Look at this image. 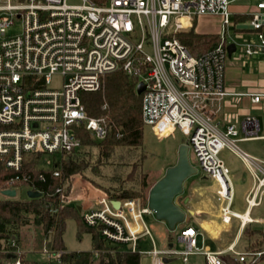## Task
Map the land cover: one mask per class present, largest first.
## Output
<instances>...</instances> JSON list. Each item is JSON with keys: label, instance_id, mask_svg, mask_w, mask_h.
<instances>
[{"label": "built area", "instance_id": "1", "mask_svg": "<svg viewBox=\"0 0 264 264\" xmlns=\"http://www.w3.org/2000/svg\"><path fill=\"white\" fill-rule=\"evenodd\" d=\"M251 1L255 9L246 14L250 21L236 24L230 0H0V160L19 173L25 154L78 151L80 127L93 139L104 140L109 124L105 117L87 114L82 94L100 91L105 76L123 73L145 85L143 125L158 140L177 131L187 137L203 174L219 185L223 222L236 218L246 223L232 209L234 187L221 155L229 150L247 165L257 181L247 198L248 208L259 205L264 168L239 145L258 134L259 124L248 117L241 126H222L216 114L228 95L229 46H235L231 55L240 52V58L264 57V0ZM208 15L222 18L219 42L195 56L177 35ZM239 25L252 29H238ZM55 77L62 80L59 88L52 86ZM261 97L254 95L252 101L258 103ZM81 179L73 180L68 194L57 190L61 206H80L87 227L99 228L105 241L132 245L136 252L141 237L150 234L144 221V215L152 214L148 205L110 199L98 189H91L97 194L94 198H86L78 186ZM19 180L30 182L31 177L17 174L7 189H14ZM181 236L183 250H154L153 264L174 257L187 263L192 256H203L206 264H225L223 254L239 263L259 264L264 255L237 251L235 244L223 251L199 247L200 232L195 228L183 230ZM43 254L48 261L35 264H63L60 254L47 249ZM5 264H22V252H10Z\"/></svg>", "mask_w": 264, "mask_h": 264}, {"label": "trees", "instance_id": "2", "mask_svg": "<svg viewBox=\"0 0 264 264\" xmlns=\"http://www.w3.org/2000/svg\"><path fill=\"white\" fill-rule=\"evenodd\" d=\"M249 16H236L234 22L250 21ZM180 41L195 55L200 56L213 49L219 42L217 34H201L195 26L177 35ZM138 79L128 77L123 73H114L103 78V86L98 92L83 93L82 101L86 112L91 117H105L109 124L108 135L104 140L96 141L85 128L77 129V136L82 140V148L74 152H64L54 156L51 169L42 167L45 154L28 153L24 155L22 171L17 173L7 168L0 160V193L9 187V182L19 175L31 177L30 182L15 181L13 188L19 190L26 187L29 191L41 192L39 198L0 199V264H5L10 252L22 248H31L34 253L60 254L63 264H141L138 251L132 252L128 246L105 241L99 228L87 227L82 219V213L77 207H62L57 190L62 188L68 194L72 182L82 177L104 191L110 199L135 200L142 207L148 204V195L154 185L149 181L148 174L141 176L139 189L107 188L106 186L87 178L88 173L100 176L102 166L108 164L114 153L119 149H138L143 146L144 125L142 121V96L137 95ZM106 107L103 109V107ZM3 127L0 126V131ZM55 171L60 176L54 175ZM85 185V184H84ZM85 187L89 188L88 185ZM90 189V188H89ZM83 194L89 199L83 188ZM178 201L183 204L184 198ZM75 218L92 235L93 249L90 252H70L64 244V234L67 220ZM238 230L236 228L235 234ZM83 231L80 229V232ZM235 238V237H233ZM228 244L218 248L229 246ZM245 241L246 251H264V230L247 225L242 233L239 244ZM15 243V246H12ZM225 246V247H224ZM22 254V264H35L25 259ZM225 264H248L235 261L231 254H223ZM264 264V255L260 263Z\"/></svg>", "mask_w": 264, "mask_h": 264}, {"label": "rangeland", "instance_id": "3", "mask_svg": "<svg viewBox=\"0 0 264 264\" xmlns=\"http://www.w3.org/2000/svg\"><path fill=\"white\" fill-rule=\"evenodd\" d=\"M241 1L245 3L248 0ZM221 24L222 18L219 16H202L198 17L195 20V29L196 32L201 34H219L221 32ZM245 34L247 35V37H250V35H252V32H246ZM235 36L237 38L241 37L240 35H238V33H235ZM240 57V52H237L233 55H228L227 67L234 66L240 69L243 73H250L259 72L261 71L260 69H262L261 67L264 66L263 56H255L252 61L246 60V58L244 57ZM244 62H246L247 64H244ZM61 82L62 80L60 78L55 77L52 86L59 88ZM143 142V146L138 149L117 150L108 164L101 167L100 174L102 175V177L95 176L92 173H88L87 178L96 181L106 186L107 188H118L119 186H123L125 189H139L141 176L144 174H148L149 181L152 184H155L165 175L167 169L177 163L178 148L182 143L189 144V139L185 137L180 131H177L172 137L168 139L158 140L157 137L153 134L152 130L147 126H144ZM239 145L242 149L247 151L245 144L240 143ZM54 158V155L45 154L43 158L44 160L42 162V167L46 169L53 168ZM190 162L194 167L198 169V174L189 178L184 183V193L182 196H180V199H188L189 202L191 201L193 204L197 203L198 206H201L202 204L207 206L211 204L207 203L206 201V198L209 197L212 204L218 206L220 202L217 200L216 191L219 186L213 180L204 179L205 176L203 174V171L201 170L191 147ZM81 181L82 182L78 183V186H81L80 189L83 190L84 188L87 194L91 196V199L94 198L97 194H95L91 189L96 191V189L98 188L94 187L90 181L84 178H82ZM84 184L88 185L90 189L85 187ZM28 191L29 189L26 187L19 188V190L17 191V199H27ZM206 191L209 192L208 197H206ZM102 192L105 193L104 191ZM84 196L88 198L86 194H84ZM3 198L6 197L0 193V199ZM208 208V210H210V217L213 218L212 225L207 226V229L210 231H207L209 235L205 232V235H208L207 238L206 236L199 237L198 245L199 247L203 248H209L212 245H217V247H220L222 245L226 246L228 242H230L235 236L237 221L232 219L233 221L231 220L229 224L224 223L223 220L221 221L220 219V214L222 213L221 211H214L215 209L212 207ZM240 211L243 212V210ZM187 216L188 219L192 217L189 213ZM198 220L200 219H197L196 217L194 219V222H200ZM144 221L150 234L142 236L137 243V251L141 255V264H153L152 256L147 254L151 251H163L170 248L176 249L178 251L183 250L184 246L179 242V235L181 229L184 226L188 225L187 222L182 226L178 225L174 231H170L166 223L158 221L153 213L144 215ZM252 227L259 230H264V223H255L252 225ZM80 229L83 231H81L79 234ZM212 234L214 236L217 235L218 237L216 239H213ZM63 240L65 247L70 252H90L93 249L92 235L75 218L67 220ZM213 240H215L216 242ZM244 245L245 241L243 240L242 242H240L237 250L243 251ZM24 249V251L26 252V260L41 263L48 261L47 257L44 254L34 253L29 247ZM19 251H21L22 254L24 252L22 248H19ZM163 258L165 257L163 256ZM170 259H172V261L168 263L164 262V264H205V260L202 256H192L187 263L183 260L182 257H174Z\"/></svg>", "mask_w": 264, "mask_h": 264}, {"label": "crops", "instance_id": "4", "mask_svg": "<svg viewBox=\"0 0 264 264\" xmlns=\"http://www.w3.org/2000/svg\"><path fill=\"white\" fill-rule=\"evenodd\" d=\"M230 1L232 2L231 10L235 14L233 20L235 19L236 16H247L246 14L252 12L255 9V3L252 2L251 0H248L245 3H243L241 0H230ZM246 60L252 61L253 58ZM245 63L246 62H244V64ZM261 68L262 69H260L261 71L259 72L243 73L237 67L234 66L227 67L226 88L228 95L225 97L222 103L221 111L216 114V120L220 122L222 126H225L227 124H236L237 126H241V124L246 120V118L248 117L254 118L259 124L258 134L255 137H253L251 140L242 141L240 143L246 145L247 151L244 149L243 150L248 154H250L251 156H253L255 159H257L264 168V66ZM254 95L262 96L260 102L254 103L252 101ZM221 156L222 159L225 161L226 165L230 169L231 180L234 187L235 201L232 209L234 212L242 214L241 216L245 215L248 217V220L244 224L239 219L233 218L234 220L237 221L236 226H238V230L234 236L235 238H233L234 239L233 242L229 246L235 244L238 247L243 230L247 225L252 226L255 223H264V188H261L258 191L259 205L253 208H248L247 198L249 194L254 190V188H256L257 185V181L255 177L253 176L252 172L249 170L247 165L233 152L229 150H225L222 152ZM204 176H205L204 179L206 180L215 181L214 179L207 177L205 174ZM207 191H206L207 195L205 194L206 197H208V193H209ZM216 197L218 200L217 191H216ZM206 201L207 203H211V204L207 206L203 204L201 206H198L197 203L193 204L191 201L189 202L188 199H185L182 204L178 201L177 198L178 205L181 206L185 211H187V215L188 213L190 214V212H193L192 215L190 214L192 216L190 219H188L187 216L186 222L188 223V225L184 226L181 229V232L187 228H195L200 232L199 237L206 236L205 232L207 233V231H209L207 229V226L212 225V219H213L210 217V210H208L209 209L208 207L214 208L215 209L214 211L222 212V208L224 206V203L220 202L219 200L218 201L220 203L218 204V206H216L215 204L213 205L209 197L206 198ZM240 210H243V212H241ZM196 217L197 219H200L198 220L200 222L197 223L194 222V219ZM220 219L221 221L223 220L222 213L220 214ZM182 225L183 224H181V226ZM181 232L179 235V242L182 243L184 246ZM208 235L206 236V238L208 237ZM212 237L213 239L214 238L216 239L218 236L217 235L214 236L212 234ZM212 246L209 247V249L214 251H223L229 247L227 246L225 248H218L217 245H214L213 247ZM170 249H166V250H170ZM151 252L147 254L150 255ZM48 259L49 258L47 257V260ZM165 259H169L172 261V259L170 258H165Z\"/></svg>", "mask_w": 264, "mask_h": 264}, {"label": "water", "instance_id": "5", "mask_svg": "<svg viewBox=\"0 0 264 264\" xmlns=\"http://www.w3.org/2000/svg\"><path fill=\"white\" fill-rule=\"evenodd\" d=\"M238 29H252L250 25H239ZM235 50L234 45L229 46V54ZM145 90L143 83L137 86V95H141ZM198 174V169L190 162V148L187 144H182L178 148L177 163L167 169L165 175L159 179L150 189L148 195V208L155 215L158 221L166 223L170 231H174L178 225L184 224L187 220V211L178 205L176 199L184 193V183L191 177ZM1 194L7 198H16L17 191L15 189H6L1 191ZM30 199L39 198L41 192L28 191ZM113 205L120 207L119 202H113ZM79 212H82L80 206L77 207ZM192 215L193 212H190ZM132 249V245L128 246ZM166 263L171 260L165 259Z\"/></svg>", "mask_w": 264, "mask_h": 264}, {"label": "bare ground", "instance_id": "6", "mask_svg": "<svg viewBox=\"0 0 264 264\" xmlns=\"http://www.w3.org/2000/svg\"><path fill=\"white\" fill-rule=\"evenodd\" d=\"M242 217V219H244V221L246 222L247 220H248V217L247 216H241Z\"/></svg>", "mask_w": 264, "mask_h": 264}]
</instances>
